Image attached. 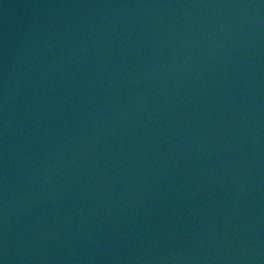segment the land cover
Returning <instances> with one entry per match:
<instances>
[{
    "label": "water",
    "instance_id": "water-1",
    "mask_svg": "<svg viewBox=\"0 0 264 264\" xmlns=\"http://www.w3.org/2000/svg\"><path fill=\"white\" fill-rule=\"evenodd\" d=\"M0 264H264V0H0Z\"/></svg>",
    "mask_w": 264,
    "mask_h": 264
}]
</instances>
